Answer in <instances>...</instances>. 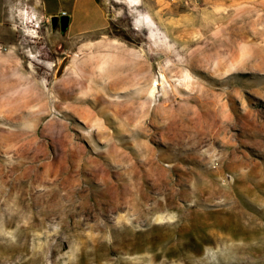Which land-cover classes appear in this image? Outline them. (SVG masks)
<instances>
[{
  "label": "rangeland",
  "instance_id": "rangeland-1",
  "mask_svg": "<svg viewBox=\"0 0 264 264\" xmlns=\"http://www.w3.org/2000/svg\"><path fill=\"white\" fill-rule=\"evenodd\" d=\"M101 4L2 6L0 264H264V0Z\"/></svg>",
  "mask_w": 264,
  "mask_h": 264
},
{
  "label": "crops",
  "instance_id": "crops-1",
  "mask_svg": "<svg viewBox=\"0 0 264 264\" xmlns=\"http://www.w3.org/2000/svg\"><path fill=\"white\" fill-rule=\"evenodd\" d=\"M43 7L49 17L53 16H68L70 25H74L78 21L91 22L99 20L97 26L89 27L90 30H99L103 27L106 20V14L102 7L101 0H37ZM5 5V0H0V26L6 20V13L2 6ZM8 16V14H7ZM73 33H78L71 28Z\"/></svg>",
  "mask_w": 264,
  "mask_h": 264
},
{
  "label": "water",
  "instance_id": "water-1",
  "mask_svg": "<svg viewBox=\"0 0 264 264\" xmlns=\"http://www.w3.org/2000/svg\"><path fill=\"white\" fill-rule=\"evenodd\" d=\"M51 22H52L53 29H56L58 23L60 22V28H61L62 33H65L70 26V18L68 16H62V17L53 16L51 17ZM65 65H66V60H64L63 63L61 64L59 71H58V76L62 75Z\"/></svg>",
  "mask_w": 264,
  "mask_h": 264
},
{
  "label": "flooded vegetation",
  "instance_id": "flooded-vegetation-1",
  "mask_svg": "<svg viewBox=\"0 0 264 264\" xmlns=\"http://www.w3.org/2000/svg\"><path fill=\"white\" fill-rule=\"evenodd\" d=\"M70 27V26H69ZM60 29L61 30V28H60V22L58 23V25H57V29Z\"/></svg>",
  "mask_w": 264,
  "mask_h": 264
}]
</instances>
